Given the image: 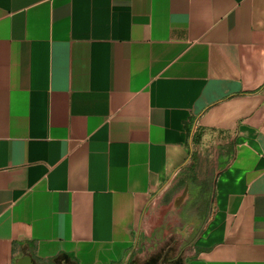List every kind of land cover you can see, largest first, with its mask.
<instances>
[{
    "label": "crops",
    "instance_id": "1",
    "mask_svg": "<svg viewBox=\"0 0 264 264\" xmlns=\"http://www.w3.org/2000/svg\"><path fill=\"white\" fill-rule=\"evenodd\" d=\"M161 203L264 264V0H0V264H128Z\"/></svg>",
    "mask_w": 264,
    "mask_h": 264
},
{
    "label": "rangeland",
    "instance_id": "2",
    "mask_svg": "<svg viewBox=\"0 0 264 264\" xmlns=\"http://www.w3.org/2000/svg\"><path fill=\"white\" fill-rule=\"evenodd\" d=\"M151 207L154 212H159V216L155 215L154 219L149 217V221L144 222L139 251L134 254L133 260L128 264H188L191 248L188 246L187 239L177 235L167 219L161 220L160 215L163 214L164 208L162 203L151 205ZM56 264L67 263L57 262Z\"/></svg>",
    "mask_w": 264,
    "mask_h": 264
},
{
    "label": "trees",
    "instance_id": "3",
    "mask_svg": "<svg viewBox=\"0 0 264 264\" xmlns=\"http://www.w3.org/2000/svg\"><path fill=\"white\" fill-rule=\"evenodd\" d=\"M133 258H134V255L131 256V258H130V260H129V263H130V261L133 260ZM52 261H55V259H53Z\"/></svg>",
    "mask_w": 264,
    "mask_h": 264
},
{
    "label": "water",
    "instance_id": "4",
    "mask_svg": "<svg viewBox=\"0 0 264 264\" xmlns=\"http://www.w3.org/2000/svg\"><path fill=\"white\" fill-rule=\"evenodd\" d=\"M27 264H33L31 259H27Z\"/></svg>",
    "mask_w": 264,
    "mask_h": 264
}]
</instances>
